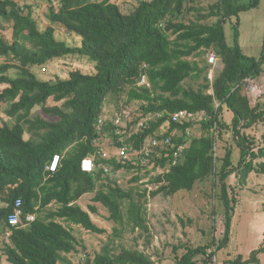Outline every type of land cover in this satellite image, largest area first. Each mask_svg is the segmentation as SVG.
Instances as JSON below:
<instances>
[{
	"label": "trees",
	"instance_id": "obj_1",
	"mask_svg": "<svg viewBox=\"0 0 264 264\" xmlns=\"http://www.w3.org/2000/svg\"><path fill=\"white\" fill-rule=\"evenodd\" d=\"M47 1L48 25L41 30L31 8L0 0V58L7 61L0 64V86L5 85L0 91V109L13 122L12 126L0 125V236L6 238L0 248V264L3 259L6 264H71L66 255L76 253L78 244L63 222L93 234L105 233L90 217L97 215V208L89 206L85 211L78 205L87 194H94L92 202L108 211L110 221L138 231L145 249L151 244L147 188L139 192L147 167L135 166L116 154L120 138L111 134L117 128L109 120L97 125L109 95L116 100L125 96L123 107L137 105L141 114L136 120L147 114L161 115L147 130L126 139L134 150L140 149L147 136L170 137L174 147L188 140L185 134L195 123L168 121L175 113L203 112L207 116L201 123V136L190 138L177 164L151 177L149 184L155 188L150 194L154 198L173 197L190 192L197 183L212 181L213 198L224 212L225 236L213 250L212 246L183 245L185 253L175 257L176 264H198L196 258L209 251L202 262L212 264L211 258L229 243L237 202L230 178L242 190L251 174L264 175V132L260 139L249 135L264 126V105L260 104L264 94L252 105L245 93V82L259 83L264 74V51L259 59L248 57L239 44V15L256 9L261 0H213L206 11L200 0H139L129 14L111 0ZM233 17L237 19L233 45L228 46L223 25ZM3 24L10 26V42L2 36ZM56 27L80 38V43L69 46L57 40ZM205 51L217 55L221 64L212 82L206 66L189 60ZM73 56L92 62L94 73L70 70L62 74L60 70L45 81L33 71L39 68L44 73L53 62ZM12 69L16 70L13 75ZM142 76L149 87L138 86ZM200 78L203 83L197 88L185 84ZM214 126L215 134L211 131ZM226 136L230 145L224 148V156H217L216 146ZM55 155L61 159L50 172L46 168ZM170 156L169 151L155 159V167L164 168ZM86 157L95 158L99 165L91 173L81 170ZM121 172L130 176L128 187L116 180ZM17 199L24 214L20 225H24L9 226L7 218ZM26 215H33L34 221L26 223ZM120 233L114 228L115 237ZM262 255L263 245L247 259L239 255L226 263L259 264ZM83 264L157 263L144 250L118 248L111 240L94 257L85 254Z\"/></svg>",
	"mask_w": 264,
	"mask_h": 264
},
{
	"label": "rangeland",
	"instance_id": "obj_2",
	"mask_svg": "<svg viewBox=\"0 0 264 264\" xmlns=\"http://www.w3.org/2000/svg\"><path fill=\"white\" fill-rule=\"evenodd\" d=\"M13 1L19 6L31 8L33 19L41 30L48 25L47 12L49 2L47 0ZM111 1L119 5L122 13L129 14L136 7L139 0ZM212 1L200 0V7L206 11ZM247 1L241 0V3ZM213 20L215 19H212V22H214ZM236 21L237 19L233 17L223 25L225 41L228 46L233 45V26ZM3 25L5 30L2 31V36L7 42H10V26L8 24ZM239 33V44L243 53L248 57L259 59L264 51V0L260 1L256 9L239 15ZM55 38L66 42L69 46H77L80 43V38L57 27ZM208 52L212 53V51H205L199 57L189 58V60L198 62L200 67L206 66L207 78L212 82L220 72L221 64H218V67L210 66L208 64ZM6 62V59L0 58V64ZM60 70L62 74L70 70H80L88 74L95 71L92 62L86 58H77L76 56L53 62L44 73L39 68L33 69L34 73L45 81L52 79L55 74H58L57 71ZM15 72L16 70L12 69L10 74L13 75ZM262 82H264V74L260 78L259 83L254 82V87L259 90L260 94H264ZM186 83H190L193 87L197 88L203 83V80L200 78L195 81H185ZM3 88H5V85L0 86V91ZM251 101L252 105H254L255 100L251 98ZM125 102L126 97L123 95L119 100L114 99L111 95L107 96L103 103V109L107 112L105 115H111L122 106H126ZM48 104L54 105L52 100H49ZM260 104L261 106L264 105V95L263 98L261 97ZM136 106L135 104L130 105V108H133L132 112L137 110ZM36 112L34 110L33 113L36 114ZM137 114H141L139 109L137 110ZM228 118L229 115L226 116V119ZM2 122L10 126L13 125V122L0 109V125ZM199 131V128H196L194 134L196 135ZM263 132L264 126H260L250 131L249 135L260 139ZM28 137L27 134L24 135V139H28ZM228 144L230 145V140L226 136L223 142H218L216 155L220 157L224 156V148ZM238 158V152L235 150L234 160L237 161ZM125 175L122 172L119 173L116 180L124 187H128L129 185L126 183H129L128 179L130 176ZM230 179L237 202L234 206L231 220L229 243L215 255L219 264H227V260L235 259L239 255L247 259L252 251L262 245L264 246V175L251 174L248 177L245 188L243 187L242 190H240V185H238L235 178L232 177ZM146 182H149V178L146 179ZM145 185L146 183L140 187V193L146 189ZM146 190L147 220L153 237L148 248L145 249L144 238L138 236V231L132 232L130 227L126 225L120 227L110 221L108 219V211L102 205L92 202L94 194H87L78 201V205L85 211L88 210L89 206L97 208V215H90V217L96 226L105 230V233L101 235L93 234L80 227L63 222V225L72 231L78 244L76 253L66 255L71 264H83L85 254L94 257L111 240H114V245L118 246V248L122 245L128 249L138 248L141 251L144 250L157 264H176L175 257L180 258L185 253L183 245H188L192 248L206 245L212 246L210 250H213V247L223 240L226 229L225 217L224 212L218 205V199L215 200L213 198L214 189L211 180L197 183L190 192H181L173 197L157 196L153 198L150 194L155 188L151 187V190ZM215 192L219 195V188L215 189ZM126 209L127 205L124 204L122 208L124 214L126 213ZM114 228L121 230L119 237L114 236ZM4 238L0 236V248L3 246V242H5L6 238ZM202 258L206 259L207 256H198L196 258L198 264H203ZM259 260V264H264V255L259 257ZM1 264H6L4 259Z\"/></svg>",
	"mask_w": 264,
	"mask_h": 264
},
{
	"label": "built area",
	"instance_id": "obj_3",
	"mask_svg": "<svg viewBox=\"0 0 264 264\" xmlns=\"http://www.w3.org/2000/svg\"><path fill=\"white\" fill-rule=\"evenodd\" d=\"M219 58L214 53L208 54V64L210 66H216L218 67ZM44 71V70H43ZM138 86H146L149 87L150 85L147 82V79L145 76H142ZM255 84L253 81L247 80L245 82V90L246 94L251 101V98L253 100H256L263 95V93H259V90H257L255 87ZM248 91V93H247ZM136 103V102H135ZM134 104V103H133ZM252 104V101H251ZM137 110L139 109L138 106H136ZM133 108H127V107H121L117 111H115L111 115H105L106 110L103 109V114L99 117L97 121V125L101 127L107 120L110 121L111 125L117 130H112L111 134L119 136V140L121 143V146L116 149L118 156L122 158L123 160H127L132 162L135 166H145L147 167L148 175L144 176L140 184L144 185L146 183L145 187L149 190H151V185L149 182H146V179L151 177H156L157 175H161L165 172H168L171 166H175L177 164L178 158L180 157L183 150L188 146L189 139L192 137H200L202 134L201 123L207 121V116L203 112H198L196 114L190 113L188 111H180L178 113H175L171 115L168 118V121H172L174 123H190L194 122L195 125L192 129L188 130L185 134V136L188 138V140H184L181 145L175 146L172 143V140L170 137H166L163 139H159L158 137H151L147 136L144 141L142 142V145L140 146L139 150H134L130 144H126V139H130L134 135H136L138 132L142 130H147L150 127V123L158 119L161 115H153V114H147L146 116H142L139 120H136V118L140 117V114H137V110L132 112ZM168 121L163 124L161 128H164L168 125ZM196 128H199V132L195 135L194 131ZM215 126L211 128V131L214 132ZM215 134V132H214ZM131 146V147H130ZM171 152L170 161L166 164L164 168L161 167H155L154 160L159 159L163 156H167L168 152ZM103 157H107V153L105 151H102ZM60 156L55 155L53 156L50 164L46 168V170L50 172H54L60 162ZM99 165L96 164L95 158L93 157H86L81 161V170L87 173H91L95 170L96 167ZM103 170L108 173L109 170L106 166H102ZM143 171L142 175L146 174ZM23 211H22V203L20 199H17L14 203L13 212L8 216L7 218V224L9 226H23L20 225L21 219L23 217ZM35 217L33 215H26L25 216V222L30 223L34 221ZM209 253V252H208ZM209 257V255H206ZM212 264H219L217 262L216 256H213L211 258Z\"/></svg>",
	"mask_w": 264,
	"mask_h": 264
}]
</instances>
